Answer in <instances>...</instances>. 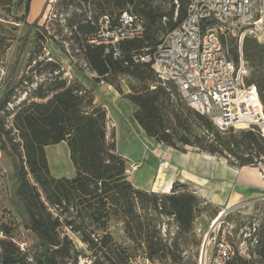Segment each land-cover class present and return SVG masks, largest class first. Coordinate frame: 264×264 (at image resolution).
I'll list each match as a JSON object with an SVG mask.
<instances>
[{"label":"trees","instance_id":"obj_1","mask_svg":"<svg viewBox=\"0 0 264 264\" xmlns=\"http://www.w3.org/2000/svg\"><path fill=\"white\" fill-rule=\"evenodd\" d=\"M32 1L0 0V56L13 39L1 30L5 24L26 22ZM23 4L24 14L13 16V9ZM60 4L67 10L72 8L66 26L98 71L97 79L136 105L135 119L147 136L183 153L193 147L224 157L236 168L264 164V136L258 129L221 131L207 116L188 106L175 85L164 84L150 62L133 59L135 55L153 54L161 42L156 35L178 25L189 2L183 14L180 5L177 20L174 6L167 10L153 0H61ZM125 10L142 16L146 31L142 38L122 41L121 57L116 59L104 45L90 40L99 29L100 17H114ZM76 27L84 32L83 36L76 34ZM53 37L44 25L29 23L17 62L22 50L32 45L33 52L26 62L32 65L34 54L42 49L46 39ZM223 42L227 44L225 39ZM230 45L238 62L235 38ZM243 51L248 64L260 68L247 77L246 83L258 88L264 106V44L247 38ZM47 64L51 72H58L49 88L43 89L41 84L10 112L8 104L18 83L13 73L0 96V151L7 152L15 165L13 193L22 207L21 223L38 238L35 251L22 249L13 228L0 217V264H77L82 252L71 234L87 246L94 264H129L133 254L108 231L112 221L122 222L125 237L150 257L180 263L185 244H201L195 222L212 203L204 201L188 182L175 181L171 191L162 193L136 187L128 179L126 159L117 152L116 141L107 136L105 107L95 103L93 93L79 82L62 78L59 62L51 60ZM124 78L130 79V92L126 94L121 86ZM61 142L68 145L76 171L73 177H55L50 171L46 147ZM220 212L221 209H214L212 219ZM239 217L240 212L225 215L229 223ZM163 218L175 225L176 232L170 239L161 235L159 225ZM244 225L237 220L235 235ZM249 228L254 232L247 239V256L236 248L227 264H264V213L261 223L250 221ZM228 240L231 242L230 237Z\"/></svg>","mask_w":264,"mask_h":264},{"label":"rangeland","instance_id":"obj_2","mask_svg":"<svg viewBox=\"0 0 264 264\" xmlns=\"http://www.w3.org/2000/svg\"><path fill=\"white\" fill-rule=\"evenodd\" d=\"M52 3H51V2ZM155 4L161 6L164 9H171L173 7V0H153ZM41 0H33L31 4V10L27 14L26 22H13L14 25H4L1 30L7 33L10 37H13L10 48L0 56V96L2 94L3 85L7 82L10 76L14 73L17 77V86L14 90L11 102L8 104L10 112L25 98L30 97L34 90L42 84L43 89L49 88L54 81V76L58 72H51L48 66L49 61H57L61 65L62 78L68 81H76L83 85L85 88L90 90L94 97L95 103L105 107L107 111V136L108 138L114 139L116 141L117 152L121 154L126 159V174L131 176L133 168H136L137 162L141 163V168L133 173V179L140 185L138 188H142L147 191H153L151 186L154 182L158 181L159 169L163 168V162L166 161L169 150L165 151V146L159 148V146L149 147L145 139L154 140L139 131L136 126L138 125L134 112L136 111V105L127 99L122 94L118 93L113 86H110L106 82H102V79H97L99 73L95 66L89 62L85 56V52L80 49V43L76 38L72 37L70 29L67 25V18L71 12V7L67 10L62 4L61 0H46L42 13L35 19L36 9ZM189 0H180L181 3V13L183 14L186 10ZM49 3L50 6H49ZM24 4L18 8L13 9V16L19 17L24 14ZM13 20L14 17H9ZM34 21L38 22L39 26H45L49 31V34L54 35V37L48 38L43 42V47L40 51L34 54L35 60L32 65H27V60L33 52V46L27 45L22 50V57L19 62H17V54L20 47L23 44V37L27 31L28 24ZM165 27L168 28L169 23H165ZM76 34L81 37L84 32L76 27ZM8 31V32H7ZM166 32L161 31L156 35V40L161 41ZM83 38V37H82ZM230 40L231 37L227 38V46L231 47ZM263 44V43H261ZM264 68V65L262 66ZM258 67H251L249 65V77L253 76L254 70L257 71ZM158 79V78H157ZM129 78H124L121 80V86L124 93H129L130 88L128 86ZM172 83H166L169 86ZM189 106V105H188ZM12 115L8 116V121L12 119ZM10 125V122L8 123ZM155 144V143H154ZM157 144V143H156ZM164 145V144H163ZM149 147L150 151L146 149ZM196 152L193 147H187L186 151L183 153L186 156L191 153ZM46 154L48 157L50 171L55 177H73L75 175L74 167L70 159V153L67 143L61 142L55 145H49L46 147ZM125 154L127 156H125ZM166 155V158H165ZM127 157V158H126ZM223 162H226V166L232 168V170L237 169L229 165L228 160L224 157L217 155ZM173 158V157H169ZM174 163H176V158ZM171 162V159L167 160ZM171 164V165H170ZM173 166V163L167 164V167ZM262 166V163L258 167ZM208 173L217 181H225L228 178L229 181H234V176L230 175L227 171V167H223L218 164L208 165ZM170 169V170H171ZM167 171V175L168 172ZM228 176V177H227ZM160 185L155 184L156 189L159 191L155 192H167V176L164 177L161 173ZM15 181V165L12 157L7 153L0 151V217L3 222L8 226H11L15 231V239L20 244L21 248L30 252H33L38 247V238L36 235L24 228L21 223V211L22 207L19 202L15 199L13 193V185ZM190 183L191 188L195 189L196 185L190 181H185ZM174 181L172 182L173 186ZM171 191V189H170ZM214 209H221L220 206L211 204L208 205V212L196 219L195 229L198 235V239L201 240V244L197 241H190L183 246V259L178 264H198L201 252L203 250V244L208 233H210L209 239H211V244H207L208 252L211 254L214 245L220 240L222 236H226L228 239L230 237L231 243L239 250L245 253L243 255L247 256L248 252V238H250L251 233L254 230L249 228V222L253 221L255 224L261 223V214L264 213V200L255 202L253 200H246L240 204L225 208L226 212H240L241 217L228 222L225 219V215L221 218L219 223L212 227V211ZM229 210V211H228ZM221 211H223L221 209ZM169 218H163L159 229L161 230V235L165 239H170L176 232L175 225ZM237 220L244 223L245 225L240 228L237 235H235L234 230L236 228ZM119 221H114L113 228L108 231L112 234L114 240L119 244L124 245L128 248L129 254H135L142 250L141 246L128 240L123 231L124 226L116 225ZM255 226V225H254ZM101 234V231L98 232ZM71 234V233H70ZM74 239L76 247L82 254L79 256L77 264H94V259L90 258L91 254L87 246L84 245L80 239L71 234ZM229 241V240H228ZM230 242V241H229ZM162 261V260H161ZM165 264H173L170 261H163Z\"/></svg>","mask_w":264,"mask_h":264},{"label":"built area","instance_id":"obj_3","mask_svg":"<svg viewBox=\"0 0 264 264\" xmlns=\"http://www.w3.org/2000/svg\"><path fill=\"white\" fill-rule=\"evenodd\" d=\"M180 5V0H173L175 20ZM145 31L146 20L125 10L114 17H100L99 29L90 42L104 45L117 59L121 57V42L142 38ZM228 37L236 40L238 62L223 42ZM247 38L264 44V0H190L186 15L164 35L153 54L135 55L133 59L150 62L164 84L175 85L182 99L221 131L256 128L264 136V106L259 90L246 83L249 64L243 48ZM167 164L164 161L163 167ZM209 236L198 264L231 261L236 247L224 235L210 254ZM129 264L164 263L141 250L130 257Z\"/></svg>","mask_w":264,"mask_h":264},{"label":"crops","instance_id":"obj_4","mask_svg":"<svg viewBox=\"0 0 264 264\" xmlns=\"http://www.w3.org/2000/svg\"><path fill=\"white\" fill-rule=\"evenodd\" d=\"M45 2L46 0H41L39 5L37 6L36 14L33 19L37 18L42 13ZM136 127L139 129V131H143V133L146 135L144 130L141 128V126H136ZM149 141L150 142H148V140L145 139V142L148 143V146L151 148L155 146H159V148L165 146L157 141L152 142L154 140H149ZM149 147H146L148 151H150V149H148ZM167 149L169 150V152L167 158L166 155L165 158L167 160L171 159L173 166L172 169L171 166L166 168L163 167L159 169V174L157 177L158 181L154 182L153 185L151 186L153 191H159V188L156 189L154 187L156 183H159V185L160 183H162L160 182L161 179L163 180V178L160 177L162 173L163 176L164 177L167 176L168 179L167 189H166L167 192L170 191L173 181L174 182L175 181L185 182L186 180L190 181L191 183L196 185L195 190L197 194L204 201L220 206L223 212H226L225 208L229 209L230 207L236 206L246 200H253L255 202L264 200V164H262V166L260 167L246 166L232 170V168L226 166L227 165L226 162H223L220 158L217 157V155H210L206 152H201L196 148H194L196 152L191 153L188 156L171 147L165 146V151H167ZM125 156L127 155L125 154ZM169 157L176 158L175 159L176 163H174L173 158H169ZM168 162L171 163L170 161ZM212 164L215 165L218 164L223 167H227V171H229L228 173L230 175H232V173H235L233 174L235 175L233 179L234 181L228 182L227 181L228 178H226L225 181L221 180L220 182H217L213 178L214 176L212 177L208 173L209 172L208 165H212ZM140 168H141V163L137 162L136 168H133V171L130 173L131 176L128 177V179L136 187H140V185L135 181V179H133V173L138 171ZM169 170L170 172H168L167 175V171ZM74 172L76 173L75 168H74ZM113 224L114 221L110 223V230H112V228L114 227ZM116 225L121 226L122 228V222L119 221L116 223ZM122 231L124 233V230Z\"/></svg>","mask_w":264,"mask_h":264},{"label":"water","instance_id":"obj_5","mask_svg":"<svg viewBox=\"0 0 264 264\" xmlns=\"http://www.w3.org/2000/svg\"><path fill=\"white\" fill-rule=\"evenodd\" d=\"M230 210V209H229ZM228 210V211H229ZM227 212H223L214 222H213V226L212 227H214L215 225H217L218 223H219V221L221 220V218L223 217V215H225ZM208 236H209V233L207 234V236H206V239H205V241H204V244H203V250H202V252H204L205 251V247H206V243H207V238H208Z\"/></svg>","mask_w":264,"mask_h":264},{"label":"bare ground","instance_id":"obj_6","mask_svg":"<svg viewBox=\"0 0 264 264\" xmlns=\"http://www.w3.org/2000/svg\"><path fill=\"white\" fill-rule=\"evenodd\" d=\"M222 213H223V211H221V212L219 213V215L217 216V218H218ZM217 218H216V219H217ZM216 219H215V220H216ZM215 220H214V221H215Z\"/></svg>","mask_w":264,"mask_h":264}]
</instances>
